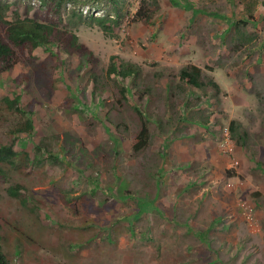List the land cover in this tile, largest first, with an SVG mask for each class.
<instances>
[{
  "label": "rangeland",
  "instance_id": "rangeland-1",
  "mask_svg": "<svg viewBox=\"0 0 264 264\" xmlns=\"http://www.w3.org/2000/svg\"><path fill=\"white\" fill-rule=\"evenodd\" d=\"M154 1L146 25L140 0H117L105 34L86 21H114L113 4L71 0L48 19L91 61L53 44L0 74V147L16 153L0 165L10 264H264V0ZM0 2L8 19L45 12ZM111 57L138 75L109 76ZM192 66L200 88L180 79ZM15 98L19 112L3 108Z\"/></svg>",
  "mask_w": 264,
  "mask_h": 264
},
{
  "label": "trees",
  "instance_id": "trees-1",
  "mask_svg": "<svg viewBox=\"0 0 264 264\" xmlns=\"http://www.w3.org/2000/svg\"><path fill=\"white\" fill-rule=\"evenodd\" d=\"M45 7L43 11V17L25 18L20 17L18 12L14 13L11 19H8V14L11 6L9 4H2L0 2V74L11 71L22 59H32L33 53L40 47H46L55 44L57 50H61L68 56L76 55L86 63L91 61L92 52L83 44L78 42L77 36L70 32H58L56 25L52 19H48L49 16H53L56 19H61L62 10L67 2L71 0H41ZM113 4V9L116 12V19L113 21L108 17L93 16L86 21L89 26H97L105 34L111 32L112 25L116 24L121 17L119 5L117 0H108ZM158 10L157 3H149L147 0H140V5L135 13L134 20L142 24L149 25L153 19V16ZM249 19L253 20V15L249 14ZM242 24L244 22L241 21ZM84 57V58H83ZM113 57H111V63L109 64L107 73L109 76H118L122 79L128 77L135 78L138 75L137 67L133 64H124L116 66L113 63ZM79 62V60H78ZM200 70L191 67L189 70H182L180 72V79L186 81L192 87L199 88L202 86L201 82H198ZM216 88V86H214ZM217 89V88H216ZM120 94L124 96L125 89L121 87ZM3 108L8 111L19 112L17 108L18 98L12 101L5 100ZM1 111V110H0ZM32 128V124L28 119L25 129H20L18 132H27ZM231 130V129H230ZM148 129L145 124L142 125L140 132L132 145V150L136 153L145 148L148 144L149 135ZM243 142V137L240 138ZM39 149V148H37ZM16 153L13 152L11 147H0V165L12 164V159ZM1 174V170H0ZM16 188L9 189V195L12 197L18 196ZM0 264H10L9 260L1 251L0 245Z\"/></svg>",
  "mask_w": 264,
  "mask_h": 264
},
{
  "label": "crops",
  "instance_id": "crops-1",
  "mask_svg": "<svg viewBox=\"0 0 264 264\" xmlns=\"http://www.w3.org/2000/svg\"><path fill=\"white\" fill-rule=\"evenodd\" d=\"M212 84H213V87L216 86L217 89L220 88V89L222 90L221 86H220L218 83L215 82V83H212ZM214 88H215V87H214Z\"/></svg>",
  "mask_w": 264,
  "mask_h": 264
}]
</instances>
